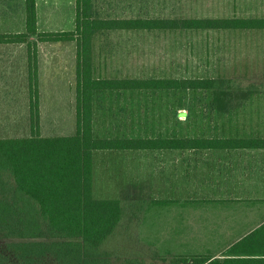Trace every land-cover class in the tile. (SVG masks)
I'll return each instance as SVG.
<instances>
[{
    "label": "rangeland",
    "instance_id": "1",
    "mask_svg": "<svg viewBox=\"0 0 264 264\" xmlns=\"http://www.w3.org/2000/svg\"><path fill=\"white\" fill-rule=\"evenodd\" d=\"M39 3L41 30L38 28V31L75 30L76 0H39ZM3 13H12L13 22H5ZM93 15L99 18L262 17L264 0H93ZM25 30V0H0V33ZM72 41L63 43L60 48L42 47L44 65L51 68L44 72L46 77L41 80L44 100L55 105L40 106L43 135H67L74 133L76 127V105H73L76 76L73 77L71 70L70 52L75 51L77 41ZM90 44L94 78L231 80L230 89L226 91L118 89L97 92L93 98V128L97 136L209 134L218 125L215 123L219 115L228 113L225 108L264 106V29H101L95 31ZM27 46L24 43L0 45V138L24 137L31 133ZM54 64L56 69L66 65V71L63 67L57 79L52 78L51 65ZM120 154L119 150L94 153L93 193L96 198L118 195ZM143 176L141 192L136 188L133 192L130 184L132 190L121 196L128 205L139 197L145 203L142 208L138 207L136 216H132L127 207V215L114 232L115 236L105 242L104 248L111 254L110 264H124L126 258L132 257L151 264H173L176 256L194 254H208L223 260L225 252L215 253L221 246L207 234L202 240L188 239L183 232V218L179 216L182 206L176 202L166 206L153 202L150 171ZM191 224H185L186 230ZM201 226L206 230L205 224ZM8 241L0 237V251L9 253ZM44 264H54V261L48 259Z\"/></svg>",
    "mask_w": 264,
    "mask_h": 264
},
{
    "label": "trees",
    "instance_id": "2",
    "mask_svg": "<svg viewBox=\"0 0 264 264\" xmlns=\"http://www.w3.org/2000/svg\"><path fill=\"white\" fill-rule=\"evenodd\" d=\"M76 28L38 31L37 0H25L26 30L0 33V44L27 43L31 102L29 137L0 138V237L9 239L0 264H110L104 244L127 215L136 216L144 200L96 198L94 153L98 150L181 148L188 139L100 137L93 128V98L118 89H230L223 78H94L91 40L95 31L116 29H264L262 17L99 18L93 0H76ZM37 36V40L30 39ZM77 41L76 130L43 136L38 78V41ZM227 93V92H226ZM212 145V144H210ZM165 203L166 200H153ZM142 206V207H141ZM139 207V208H138ZM131 215V214H130ZM138 220L137 218H134ZM223 260L208 254L176 256L173 264H264V222L229 246ZM124 264H151L137 257Z\"/></svg>",
    "mask_w": 264,
    "mask_h": 264
},
{
    "label": "crops",
    "instance_id": "3",
    "mask_svg": "<svg viewBox=\"0 0 264 264\" xmlns=\"http://www.w3.org/2000/svg\"><path fill=\"white\" fill-rule=\"evenodd\" d=\"M37 10L38 28L41 30L39 0ZM3 19L5 22H13L12 13H3ZM66 42L73 43V41L37 43L39 106H55L52 104L54 102L44 100L45 90L42 88L41 80L46 77L44 72L51 68L44 65L42 47L54 45L60 48L63 43L67 44ZM8 44L12 43L0 45ZM74 45L75 51L70 52L73 60L71 70L73 69V77L76 76L77 79L78 49L77 43L74 42ZM26 57L28 60V51ZM65 66L63 64L60 69H56L55 64L51 65L52 78L57 79L63 67V71H66ZM28 71L27 61L28 106H31ZM73 105L77 106V99H74ZM224 111L228 113L219 115V121L215 123L218 125L213 133L157 136L164 139H188L193 143L191 146L119 150L122 152L119 158L120 177L116 180L119 188L118 195L114 197L121 198L132 188L133 192L135 188L138 193L141 192L145 179L143 174L146 175V171H150L149 187L150 191L154 192L150 197L153 200H166L165 203L158 205L166 206L169 202L181 205L182 214L179 216L183 218V232L187 233L188 239L198 241L208 235L219 247L221 246L219 251L215 252L218 254L264 222V106H230ZM75 130L76 127L73 131ZM130 184L132 188L129 187ZM187 223H192L188 230L185 225ZM201 224L206 225V230ZM209 244L213 246L212 243Z\"/></svg>",
    "mask_w": 264,
    "mask_h": 264
}]
</instances>
